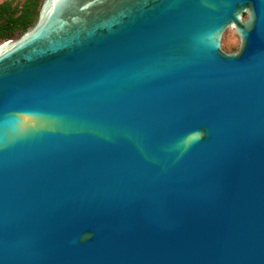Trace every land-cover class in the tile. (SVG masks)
I'll return each instance as SVG.
<instances>
[{"label": "water", "instance_id": "obj_1", "mask_svg": "<svg viewBox=\"0 0 264 264\" xmlns=\"http://www.w3.org/2000/svg\"><path fill=\"white\" fill-rule=\"evenodd\" d=\"M0 264H264V0H44L0 45Z\"/></svg>", "mask_w": 264, "mask_h": 264}, {"label": "trees", "instance_id": "obj_2", "mask_svg": "<svg viewBox=\"0 0 264 264\" xmlns=\"http://www.w3.org/2000/svg\"><path fill=\"white\" fill-rule=\"evenodd\" d=\"M44 0H6L0 3V41L21 36L37 21Z\"/></svg>", "mask_w": 264, "mask_h": 264}, {"label": "rangeland", "instance_id": "obj_3", "mask_svg": "<svg viewBox=\"0 0 264 264\" xmlns=\"http://www.w3.org/2000/svg\"><path fill=\"white\" fill-rule=\"evenodd\" d=\"M6 0H0L1 2H4ZM17 1V0H16ZM18 38V37H16ZM15 39V38H13ZM4 43L0 41V45ZM240 45V40L239 37L235 31L234 27H230L226 30V32L223 35V39H222V47L224 50L228 51V52H232V51H236L238 50Z\"/></svg>", "mask_w": 264, "mask_h": 264}, {"label": "flooded vegetation", "instance_id": "obj_4", "mask_svg": "<svg viewBox=\"0 0 264 264\" xmlns=\"http://www.w3.org/2000/svg\"><path fill=\"white\" fill-rule=\"evenodd\" d=\"M245 16H246V14H245Z\"/></svg>", "mask_w": 264, "mask_h": 264}]
</instances>
